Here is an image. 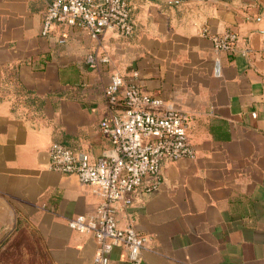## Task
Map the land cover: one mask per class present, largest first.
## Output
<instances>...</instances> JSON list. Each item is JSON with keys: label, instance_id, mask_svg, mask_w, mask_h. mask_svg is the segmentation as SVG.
<instances>
[{"label": "crops", "instance_id": "obj_1", "mask_svg": "<svg viewBox=\"0 0 264 264\" xmlns=\"http://www.w3.org/2000/svg\"><path fill=\"white\" fill-rule=\"evenodd\" d=\"M126 1L135 33L93 38L57 23L43 35L45 0H0V226L30 220L52 264H92L94 236L68 220L100 198L51 169L49 148L115 153L100 123L124 112L104 95L119 73L189 114L196 155L165 160L159 183L115 203L119 226L149 239L139 262L119 245L109 264H264V0ZM228 30L234 49L216 50L211 34Z\"/></svg>", "mask_w": 264, "mask_h": 264}, {"label": "built area", "instance_id": "obj_2", "mask_svg": "<svg viewBox=\"0 0 264 264\" xmlns=\"http://www.w3.org/2000/svg\"><path fill=\"white\" fill-rule=\"evenodd\" d=\"M45 1L43 35L56 23L85 29L93 38H100L108 29H115L124 36L135 33L126 0ZM204 33L209 32L204 30ZM211 39L216 50L231 51L237 34L228 30L211 34ZM88 61L94 65L95 56L90 54ZM215 71H220L219 60H216ZM104 95L111 110L120 102L125 105L121 116L110 113L100 123L115 153L91 160L87 154L76 155L63 143L53 142L49 148L50 168L75 174L82 183L92 185L100 198L93 214H79L68 220L71 229L94 236L96 252L92 264H109L110 253L119 245L127 248L131 262H139L149 238L131 224L119 226L115 203L132 204V195L146 177L159 183L165 160L196 155L188 137L190 116L166 105L162 98L143 94L137 83L127 81L119 73L112 76Z\"/></svg>", "mask_w": 264, "mask_h": 264}, {"label": "rangeland", "instance_id": "obj_3", "mask_svg": "<svg viewBox=\"0 0 264 264\" xmlns=\"http://www.w3.org/2000/svg\"><path fill=\"white\" fill-rule=\"evenodd\" d=\"M0 264H52L43 235L30 220L0 226Z\"/></svg>", "mask_w": 264, "mask_h": 264}, {"label": "trees", "instance_id": "obj_4", "mask_svg": "<svg viewBox=\"0 0 264 264\" xmlns=\"http://www.w3.org/2000/svg\"><path fill=\"white\" fill-rule=\"evenodd\" d=\"M47 254H48V252H47Z\"/></svg>", "mask_w": 264, "mask_h": 264}]
</instances>
